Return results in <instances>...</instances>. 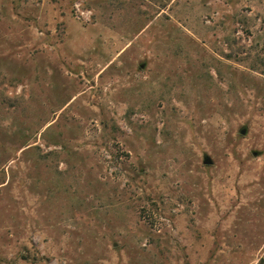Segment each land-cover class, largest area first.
Instances as JSON below:
<instances>
[{"label": "rangeland", "instance_id": "obj_1", "mask_svg": "<svg viewBox=\"0 0 264 264\" xmlns=\"http://www.w3.org/2000/svg\"><path fill=\"white\" fill-rule=\"evenodd\" d=\"M0 264H264V0H0Z\"/></svg>", "mask_w": 264, "mask_h": 264}, {"label": "water", "instance_id": "obj_2", "mask_svg": "<svg viewBox=\"0 0 264 264\" xmlns=\"http://www.w3.org/2000/svg\"><path fill=\"white\" fill-rule=\"evenodd\" d=\"M241 133L243 134V131ZM205 164L210 165L211 164V161L210 160H206L205 161Z\"/></svg>", "mask_w": 264, "mask_h": 264}]
</instances>
